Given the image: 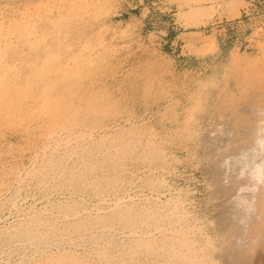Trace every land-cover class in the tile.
I'll return each instance as SVG.
<instances>
[{"label": "rangeland", "instance_id": "rangeland-1", "mask_svg": "<svg viewBox=\"0 0 264 264\" xmlns=\"http://www.w3.org/2000/svg\"><path fill=\"white\" fill-rule=\"evenodd\" d=\"M0 33V264H264V0H0Z\"/></svg>", "mask_w": 264, "mask_h": 264}, {"label": "bare ground", "instance_id": "bare-ground-1", "mask_svg": "<svg viewBox=\"0 0 264 264\" xmlns=\"http://www.w3.org/2000/svg\"><path fill=\"white\" fill-rule=\"evenodd\" d=\"M233 7V6H232ZM195 24H196V22H195ZM1 34V33H0ZM51 57V56H50ZM44 63V62H43ZM8 84V83H7ZM52 85V84H51ZM48 86V85H47ZM10 88V87H9ZM12 92H10V94H11ZM49 95H51V94H49ZM56 95V94H55ZM44 96V95H43ZM54 97V96H53ZM8 98V97H7ZM47 98V97H46ZM52 98V97H51ZM48 99H50V98H48ZM47 100V99H46ZM51 101L53 102L54 100H52L51 99ZM7 102V101H6ZM51 102V103H52ZM42 103V102H41ZM46 103H48L49 104V102H46ZM50 103V104H51ZM54 103V102H53ZM58 103V102H57ZM55 104H56V99H55ZM53 170V169H52ZM121 210V209H120ZM125 211V210H124ZM130 211V210H129ZM120 213H122V212H120ZM124 213V212H123ZM144 213V216H146V213L145 212H143ZM128 214V213H127ZM137 214H138V212H137ZM130 216L131 215H134V214H129ZM137 216V215H136ZM133 216H131V218H132ZM142 216H140V218H141ZM134 218V217H133ZM139 218V217H138ZM124 219H126V218H124ZM130 219V218H129ZM82 221H84V220H82ZM127 221H130V220H128L127 219ZM137 221H138V219H137ZM124 222V221H123ZM136 222V221H135ZM135 224V223H134ZM84 225V224H83ZM136 225V224H135ZM71 226H73L74 227V225H69V228L71 227ZM79 226H80V224H79ZM72 228V227H71ZM70 228V229H71ZM27 230V229H26ZM29 233V236H31V237H37V236H39L40 235V233L36 230V231H33V230H31V231H29L28 232ZM45 236V235H44ZM50 236L51 235H48L47 237H45V238H47V239H49L50 238ZM44 238V237H43ZM42 238V239H43ZM29 239H32V238H29ZM143 239V238H142ZM131 241V240H130ZM144 241V240H143ZM111 243V242H110ZM112 244V243H111ZM130 244V243H129ZM142 244V243H141ZM145 245H146V243H145ZM144 245V246H145ZM110 246V245H109ZM112 246V245H111ZM138 246H140V245H138ZM143 246V247H144ZM151 246V245H150ZM185 246V245H184ZM153 247V246H152ZM149 249V248H148ZM162 249V248H161ZM160 249V250H161ZM99 250V249H98ZM156 250V249H155ZM154 250V251H155ZM110 251V250H109ZM121 251V250H120ZM135 251V250H134ZM140 251V250H139ZM143 251V250H142ZM212 251V250H211ZM206 252V251H205ZM208 252V251H207ZM206 252V253H207ZM209 253H210V251H209ZM132 254V253H131ZM134 254V253H133ZM156 254V253H155ZM158 255V254H157ZM179 255V254H178ZM45 256V255H44ZM174 256H176V253H174ZM208 256H209V254H208ZM122 260V259H121ZM211 260V259H210ZM182 261V260H181ZM123 262H125V260L123 261ZM170 262H171V260H170ZM209 262V261H208ZM76 263V261H69L68 259H63V258H50V261L49 260H47V262H46V264H75ZM165 263V262H164ZM172 264H173V262H171ZM210 263V262H209ZM127 264H128V262H127ZM130 264V263H129Z\"/></svg>", "mask_w": 264, "mask_h": 264}, {"label": "built area", "instance_id": "built-area-1", "mask_svg": "<svg viewBox=\"0 0 264 264\" xmlns=\"http://www.w3.org/2000/svg\"><path fill=\"white\" fill-rule=\"evenodd\" d=\"M224 27L226 31L234 30L235 24L233 22H227Z\"/></svg>", "mask_w": 264, "mask_h": 264}, {"label": "crops", "instance_id": "crops-1", "mask_svg": "<svg viewBox=\"0 0 264 264\" xmlns=\"http://www.w3.org/2000/svg\"><path fill=\"white\" fill-rule=\"evenodd\" d=\"M240 12H241V10H239ZM236 18H237V16H236ZM226 19H228L227 17H226ZM231 19V18H230Z\"/></svg>", "mask_w": 264, "mask_h": 264}]
</instances>
